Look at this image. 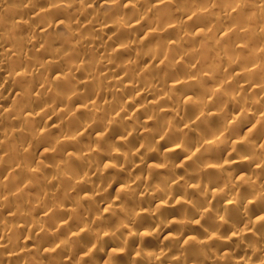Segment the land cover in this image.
<instances>
[{"label": "clouds", "instance_id": "9594fccd", "mask_svg": "<svg viewBox=\"0 0 264 264\" xmlns=\"http://www.w3.org/2000/svg\"><path fill=\"white\" fill-rule=\"evenodd\" d=\"M0 264H264V0H0Z\"/></svg>", "mask_w": 264, "mask_h": 264}]
</instances>
